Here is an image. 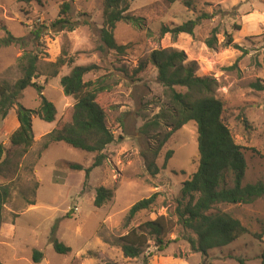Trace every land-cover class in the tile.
Segmentation results:
<instances>
[{"label":"rangeland","instance_id":"1","mask_svg":"<svg viewBox=\"0 0 264 264\" xmlns=\"http://www.w3.org/2000/svg\"><path fill=\"white\" fill-rule=\"evenodd\" d=\"M65 1L71 3L68 17L73 29L53 25L63 0L30 4L0 0V38L7 37L8 31L21 38L0 47V83L14 84L23 75L19 59L25 53L37 52L38 77L34 81L43 86L42 94L29 86L19 102L28 109H37L43 95L57 109L53 122L33 114L34 142L27 152L10 141L19 126L15 112L0 115V142L5 147L0 184L10 185L12 190L0 218L2 263L145 264L146 255L149 264H240L237 258L245 259L247 264H261L263 245L249 234L209 250L207 256L191 249L186 237L192 232L179 222L177 208L183 182L198 168L197 125L190 121L169 137L154 160L160 172L152 176L143 154L147 152L151 158L172 127L163 122L149 134L142 127L170 108V103L153 64L140 73L135 69L153 50L174 48L186 53L187 62H196L197 75L215 77L219 83L217 97L224 103L223 119L235 141L244 146L247 169L243 184L264 181V90L253 86L258 81L264 84V0H178L172 5L164 0H134L130 13L140 20L137 24L120 21L113 32L117 43L129 46L124 53L98 48L104 23L103 0ZM203 14L211 17L202 20L194 35L161 34L164 25L180 24ZM42 25V35L37 39L31 31ZM215 27L217 42L210 48L206 40ZM59 57H73L75 61L58 66L55 62ZM76 64L97 65L84 78L105 86L98 101L116 136L115 142L103 150L106 157L90 172L88 180L84 170H73L69 163L88 168L97 153L65 142L43 148L44 136L72 119L76 100L63 92L60 79ZM176 89L186 91L180 86ZM169 150L174 153L163 168ZM226 180L233 184L231 176ZM100 186L113 190V197L97 207L94 199ZM154 193H158L155 206L127 221L130 208ZM220 208L232 212L252 232L264 226V196L252 204ZM159 216L165 224L162 237L167 246L159 249L150 241L140 257H125L119 238ZM54 238L70 246L71 251L56 252ZM35 249L43 253L40 262L33 259Z\"/></svg>","mask_w":264,"mask_h":264},{"label":"trees","instance_id":"2","mask_svg":"<svg viewBox=\"0 0 264 264\" xmlns=\"http://www.w3.org/2000/svg\"><path fill=\"white\" fill-rule=\"evenodd\" d=\"M18 2L32 3L41 0H17ZM134 0H103V27L101 28V44L99 49L114 50L124 53L128 45L119 44L114 37V29L120 21H131L138 23L140 17L130 13L131 4ZM178 0H164L168 5ZM71 3L63 0L60 4L59 16L53 25L63 24V27L73 29L72 21L68 17ZM203 14L195 19H189L180 24L164 25L161 34L167 33L177 36L181 33L194 35L195 29L203 19L210 18ZM70 26H68V25ZM42 27L34 28L31 32L39 39L42 35ZM110 27V29H109ZM218 28L212 30L211 36L207 38L206 44L214 48L217 42ZM21 38L13 36L8 31V36L0 38V47L8 46ZM229 44L233 39H229ZM236 48L240 46L234 43ZM246 52V51H245ZM37 52L25 53L19 59L23 75L14 84L8 82L0 83V115L5 117L10 111L16 114L18 128L11 134L10 141L13 145L21 146L24 152L32 146L34 133L32 128V116L36 113L42 120L53 122L56 118L57 109L55 104L42 95L40 105L37 109H28L19 102L22 92L29 86L35 87L42 94L43 86L34 81L38 77ZM74 58L66 60L63 57L55 62L56 65L73 64ZM151 63L157 69V78L165 87L169 98L170 108L163 109L153 120L146 122L142 131L149 134L152 128L159 127L163 122L171 125V129L154 150L150 158L144 152L146 168L152 176L160 172V167L154 161L159 151L169 137L181 129L185 124L194 121L197 125L198 140V168L185 180L181 188V199L177 208L179 222L185 229L192 233L186 237L191 249L207 256L208 251L214 248L226 246L245 234L252 235L259 240L263 249L260 254L261 264H264V226L261 231L252 232L241 219L232 212L224 211L221 205H246L252 204L258 198L264 196V181L243 184L247 169V161L244 154V146L238 144L227 123L223 119L224 103L217 97L218 80L213 76H199L196 74V62H187V55L183 50L174 48H160L151 52L148 58L142 59L135 73L145 70ZM98 67L95 64H76L71 71L62 76L60 84L63 92L75 98L72 119L70 122L55 128L44 136L43 148L47 149L54 142H65L66 144L87 152L97 153L94 163L85 168L82 164L71 162L69 167L73 170H84L86 180L90 178V172L102 164L106 157L103 150L115 142L116 136L107 125L106 112L98 101V95L105 86L97 81L85 80V75ZM177 86L186 91H179ZM259 90H264V84L260 81L253 83ZM174 151L166 153L163 168ZM5 147L0 142V168L4 163L3 156ZM232 177V185L226 178ZM86 184V181L85 183ZM12 190L8 184H0V218L4 208L10 199ZM113 197V190L104 186L96 189L94 204L102 207ZM158 193L148 198L137 201L127 214V221L143 210L151 209L156 204ZM34 204V201L30 202ZM71 217V213L67 214ZM163 217L148 220L141 225L132 228L127 234L119 238V245L127 258H138L146 252L150 241H154L159 249L167 246L163 235L165 233ZM169 242V241H168ZM53 246L56 252L67 254L71 247L58 238H54ZM43 253L37 249L33 251V259L40 262ZM240 264H247L245 259L237 258ZM145 264H149L148 256H144ZM0 264H3L0 260ZM104 264H126L120 262H105Z\"/></svg>","mask_w":264,"mask_h":264},{"label":"water","instance_id":"3","mask_svg":"<svg viewBox=\"0 0 264 264\" xmlns=\"http://www.w3.org/2000/svg\"><path fill=\"white\" fill-rule=\"evenodd\" d=\"M109 29H110V27H109Z\"/></svg>","mask_w":264,"mask_h":264}]
</instances>
